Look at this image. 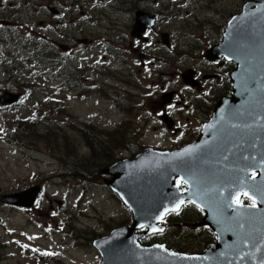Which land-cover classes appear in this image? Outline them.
Masks as SVG:
<instances>
[{
  "label": "rangeland",
  "instance_id": "obj_1",
  "mask_svg": "<svg viewBox=\"0 0 264 264\" xmlns=\"http://www.w3.org/2000/svg\"><path fill=\"white\" fill-rule=\"evenodd\" d=\"M107 1L110 2L0 0V90H10L20 82L18 87H23L24 96L15 108L3 107L0 103V190L23 192L37 186L42 190L40 199L31 208L0 204V236L6 245L2 264H99L101 256L93 246L96 239L132 224L130 211L106 185L109 177L101 173L91 177L93 168H84L88 175L85 178L61 174L60 159L66 154L75 150L80 155L90 154L84 138L86 132L80 131L81 123L89 124L103 139L117 124L122 125L121 135L125 132L128 135L125 145L115 152L119 161L133 159L148 147L176 150L192 143L202 131L203 124L198 121L204 113L202 107L195 112L197 116H191L189 125L178 122L169 129L165 121L162 122L164 117L168 119L163 99L171 96L172 101L181 88L191 87L194 79L193 88L198 89L199 80L204 79L205 83L214 78L215 69L208 67L206 71L210 73L198 79L205 72V65L210 63L206 51L210 52L223 40L236 0H193L189 9L190 0H153L150 12L159 14L158 21L161 20L160 29L156 31L166 34L158 35L156 41L161 44H153L147 51L144 48L148 46H142L143 60H136L138 52H130L138 44L124 29L134 19L128 21L129 16H124L126 19L122 21L119 11L112 9L111 13L112 6L108 7ZM250 2L254 0H238L234 16L240 15V9L243 12ZM196 3H204L202 9L194 7ZM242 4L244 7H240ZM204 12H208V17ZM100 17L102 19H97ZM136 21L134 31L142 25V20ZM132 42L134 47H131ZM111 43L116 49L114 57L110 55L114 60L108 56ZM125 48L126 53H130V67L129 71L124 68L125 74L118 76L114 65L120 55L118 51L124 57ZM223 67L224 71H219L224 73L222 77L216 73L222 88L227 86L224 82L230 81L231 73L230 65ZM30 85L31 90H26L25 86ZM218 92L214 110L210 105V119L218 102L230 94ZM182 117L187 120L186 116ZM204 120L209 121L205 115ZM31 125L35 126L36 137L32 135ZM18 129L20 135L15 133ZM25 130H28L27 136L33 138L31 141L27 140ZM47 132L49 139L36 134ZM56 135L62 138L59 145L50 141ZM22 200L25 203L29 198ZM177 231L179 228L169 227L167 233ZM160 239L170 246L175 244L169 236L159 235H154L153 244H163ZM35 249L36 253L53 255L45 261ZM175 249L188 254L206 250L187 241Z\"/></svg>",
  "mask_w": 264,
  "mask_h": 264
},
{
  "label": "water",
  "instance_id": "obj_2",
  "mask_svg": "<svg viewBox=\"0 0 264 264\" xmlns=\"http://www.w3.org/2000/svg\"><path fill=\"white\" fill-rule=\"evenodd\" d=\"M214 47L207 52L210 61L224 57L235 66L230 73L232 91L218 102L198 139L173 152L146 148L135 158L101 171L111 177L106 185L130 208L133 219L131 227L114 229L94 242L101 264H264L262 198L256 195L257 207L250 209L245 204L244 215L236 217L232 209L223 210L222 197L216 192L204 195L219 188L227 197L237 189L236 182L241 178L256 185L264 179V0L247 3L240 15L232 17L223 40ZM163 100L168 103L171 96ZM163 120L170 128L173 126L169 119ZM243 156L249 159L243 160ZM253 171L255 180L249 178ZM177 178L187 181V189L177 187ZM39 191V186L33 187L5 195L0 202L31 207ZM193 193H200V198ZM24 197L29 198L25 203ZM180 199L184 204L195 199L192 204L205 213L202 225L211 229L216 242L198 254L176 252L164 244L142 246L140 239L166 231L162 222L174 211H169L163 221L158 217ZM141 224L146 232L135 234L142 229ZM153 227L163 231L153 232Z\"/></svg>",
  "mask_w": 264,
  "mask_h": 264
},
{
  "label": "flooded vegetation",
  "instance_id": "obj_3",
  "mask_svg": "<svg viewBox=\"0 0 264 264\" xmlns=\"http://www.w3.org/2000/svg\"><path fill=\"white\" fill-rule=\"evenodd\" d=\"M180 1L183 2L184 0H180ZM180 1H178V2H180ZM185 1L188 2L189 0H185ZM110 2H112V5H110ZM110 2L108 3V1H107L108 7L112 6V7H110L111 13H112V9H113V11L116 10V13H118V11H119L120 17H122V21H124V19H126V17H124V16H129L128 21H130V19H134L135 22H137L136 21L137 19L139 21L142 20V25H140L139 28H137L138 29L137 31H134V27L136 25V23H134V21H132V23H129L128 27H124V29L126 31H129L130 37H132L133 41L136 44H138L132 50L129 49L130 52H132L133 54H136V52H138V56H137L136 60L138 58L143 60V57L145 55H144V53L141 52L142 46H148L147 48H144L145 51H147L148 48L152 47L153 44H161L159 41H156V39H158L157 38L158 35L161 34L163 37V35L166 34V33H159V31H156L157 29L158 30L160 29L161 20L158 21V19H160L159 14H157V13L152 14L150 12V9H152V7H153L154 1L153 0H110ZM192 3H194L193 0H190L188 3L189 4L188 9L190 8V6H192ZM203 4L204 3H196V5H194V7H197V8L199 7L202 9ZM114 5H116L115 9H114ZM236 5H238V0H236ZM236 5H234V11H236ZM230 7H232V5H230ZM240 7H243V4L240 5ZM240 7H238V9H240ZM214 9H218V8H214ZM214 9H212V13H214ZM208 10L210 11V8H208ZM234 11H232V16H234ZM241 11H242V9H240V12ZM204 13H206V17H208V12H204ZM204 13H202L203 16H204ZM212 13H210V18H212ZM214 15H216V13H214ZM112 17H114V15H112ZM116 17H118V15H116ZM120 17H118V23L122 27V21H120ZM220 17H222V15H220ZM224 17H225V15H224ZM97 19H102V17L97 18ZM105 20L106 19L104 18L103 21H105ZM108 20L110 21V18H108ZM190 20L193 21L192 19H190ZM208 21L210 23V19ZM212 21H214V19H212ZM110 22H112V21H110ZM114 23H116V21H114ZM118 23H116V24H118ZM133 23H134V25H133ZM117 26L118 25H116V27ZM154 33H156V37H154ZM220 33H222V29H220ZM170 35H171V33H170ZM123 38H125L124 35H123ZM153 39H154V42H153ZM114 41H116V39H114L112 41V43H114ZM122 41H124V39H122ZM134 42H132L131 47H134ZM112 43L110 44V51H108V49H107L109 57H110V55H112V57H114L113 54L116 53V49H114V45H112ZM116 44H118V43H116ZM170 49L171 48H168V50H170ZM126 51H128L127 48L124 49V57H122V52H120V51H118V53H120V55H118V57H116V59H118V61H116V65H118V63H120V61H122V59H123L122 63H120L121 66L118 65L116 67V65H114V72H116V74L118 76L125 74L124 68H126L129 71L128 67H130V65L128 64V60L130 57V53L129 52L126 53ZM112 57H110V59H112ZM120 57H122V59H120ZM112 60H114V59H112ZM136 60H135V62H137ZM124 61L126 63H124ZM225 65H228V63L225 61L223 62V60L216 61V63H214V64L207 63L205 65L206 67H204L205 72L203 74H200L198 79L201 78V76L203 77L204 74L210 73V72L206 71L208 69V67L214 68L215 72L218 73V75H220V77H222V75H224V73L219 72V71L220 70L224 71L223 66H225ZM142 66L145 67L146 64H142ZM198 69H200V67H198ZM194 73H195V76L198 75V73H196V69L194 70ZM216 73H214V78L212 80H210L209 82L206 81L204 83L203 82L204 79H202V81L199 80L200 86L198 89H195V88L190 87V86H186L185 89L181 88L180 93L178 94L177 97L175 94L172 101H170L168 103L166 102L167 105L164 109H165V115H168L167 118L170 121H174L173 123L182 122V124H188L189 125L190 120H192L191 116H197L195 112L198 109H200V107H202V109L204 110V113H202L201 120H198V121L200 122V124H203V126L206 123H208L210 121L209 111H210V113H212V109L214 110V104L216 103V101H217L216 99H218V96L220 93L218 91L220 90L221 93L226 94V92L222 88V86L220 87L218 84V80L216 79ZM206 78H208V77H206ZM219 80H221V79H219ZM207 85H209V86L207 87V89H205V87ZM229 91L230 90H228V92ZM176 93H178V91ZM225 97H227V95ZM212 99H213V101H212ZM210 105H212V109H210ZM186 109L192 110L194 112L187 111ZM184 111H186V112H184ZM204 115H205V119L206 120L209 119V121L204 120ZM182 116H186L187 122L182 120V118H183ZM183 131L184 130L182 129V132ZM182 147H184V145H181L177 148L180 149ZM3 248H5V247H3V245L0 244V264H2V261H3V255H2V252L4 250Z\"/></svg>",
  "mask_w": 264,
  "mask_h": 264
},
{
  "label": "trees",
  "instance_id": "obj_4",
  "mask_svg": "<svg viewBox=\"0 0 264 264\" xmlns=\"http://www.w3.org/2000/svg\"><path fill=\"white\" fill-rule=\"evenodd\" d=\"M62 55H64L62 53ZM34 58H36L34 56ZM44 59V57H42ZM56 60V59H54ZM37 61H40V57L37 59ZM42 63H45V61H42ZM231 68L233 69L232 65L230 64ZM8 67V66H6ZM44 68V67H42ZM70 70V69H69ZM230 70H228L230 72ZM8 74V73H5ZM14 87L13 85L10 88V91L16 94H20L21 90L23 89L22 86ZM227 86L223 89L225 92H228L230 85L228 79H226V82H224ZM17 84V83H16ZM224 85V84H223ZM10 87V83H9ZM22 88V89H21ZM26 90H31L32 86L30 87L25 86ZM0 91H7L6 89H1ZM2 93V92H1ZM30 94V93H29ZM217 100V99H216ZM24 125V122H22ZM28 125V124H25ZM81 132L84 133V138L87 141V147L89 148L90 154L87 156H78V154L75 151H71L70 153L66 154L64 158L60 159L61 166L63 167L62 173L66 176H72V178H81L84 176L88 177V175L85 173L88 168H93L90 172V176L93 177L95 175H99L101 170L104 168H107L117 162L119 158L115 155V152L117 149L122 148V146L125 145V141L127 140L128 132H125L121 135V128L122 125L117 124L114 131L108 134V137H105L104 139L101 136H98L93 128L87 124V123H81L80 125ZM35 126L31 125V128L33 130L32 135H34L35 129L33 128ZM30 129V128H29ZM28 129V130H29ZM28 130H25L26 136L28 135ZM16 134L20 135L19 129L15 131ZM31 133V132H30ZM98 133H100L98 131ZM37 136H40L45 139H49V132L46 134L42 133V135H39V133H36ZM23 136V135H22ZM36 137V135H34ZM115 137V138H113ZM33 138H29L27 136V140H30ZM23 140V139H22ZM60 140L62 138L59 135H56L55 138L52 137L50 139L51 142H56L58 145L60 143ZM76 174V177L74 175ZM87 175V176H85ZM10 193L7 191H1L0 195ZM244 203H251L247 199L244 200ZM204 218V213L198 209L195 206L192 205H186L184 208H182L179 213H171L168 215L166 219V225L172 229V227L179 228V231L170 234V233H163L159 235L160 237L165 238L166 236H169V240H173L175 242L174 246H170V244L164 240L160 239L163 243L170 246V248L175 249L177 246H181L183 241H187L189 244L196 245L197 247H201L203 249L209 248L214 242H215V235L213 232L207 227L203 226L202 220ZM130 219V218H129ZM130 223V221H129ZM154 237V236H153ZM175 237V238H172ZM184 240L182 241V239ZM152 240V238H150ZM150 242H147L145 244H149ZM176 250V249H175Z\"/></svg>",
  "mask_w": 264,
  "mask_h": 264
},
{
  "label": "snow or ice",
  "instance_id": "obj_5",
  "mask_svg": "<svg viewBox=\"0 0 264 264\" xmlns=\"http://www.w3.org/2000/svg\"><path fill=\"white\" fill-rule=\"evenodd\" d=\"M227 159V157H225ZM243 160H248V156H243ZM243 171V169H241ZM256 173L253 171L251 176L249 177L251 180H255ZM191 179V178H190ZM183 178L177 181V187H182L184 183H186ZM237 189L235 191H230L227 197H223V189H210L208 192H205L204 195H208L209 192H216L219 197H222L221 204L223 210L232 209L236 213V217H241L244 215L242 210L245 209L244 200L247 199L251 203L247 206L250 209H255L257 207L256 195H259L262 199L261 202L264 203V179L260 182L259 185L256 184H248L244 178L239 179L237 182ZM247 189V190H246ZM250 191L252 194H250ZM196 198H200V193H193ZM190 203H195V199L189 201ZM185 201L180 199L178 203H176L175 207L172 209H165L164 212L158 217L160 221H163L164 216L168 214L169 211H174L177 214L179 213L181 206L184 205ZM141 228H144V225H140ZM243 227V224L240 225ZM153 232H162L161 228H152ZM159 247V246H157ZM172 255H175L174 253Z\"/></svg>",
  "mask_w": 264,
  "mask_h": 264
},
{
  "label": "bare ground",
  "instance_id": "obj_6",
  "mask_svg": "<svg viewBox=\"0 0 264 264\" xmlns=\"http://www.w3.org/2000/svg\"><path fill=\"white\" fill-rule=\"evenodd\" d=\"M81 129V128H80ZM84 145V144H83ZM84 147H86L85 145H84ZM87 148V147H86ZM76 153H78V152H76ZM85 154V153H84ZM78 156H80V157H82V156H84V155H80L79 153H78ZM60 169H62L63 170V167L61 166V168ZM60 171V170H59Z\"/></svg>",
  "mask_w": 264,
  "mask_h": 264
}]
</instances>
